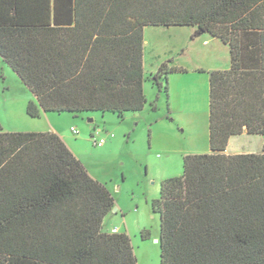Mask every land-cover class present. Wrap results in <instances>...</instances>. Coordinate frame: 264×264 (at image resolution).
Instances as JSON below:
<instances>
[{
  "label": "trees",
  "instance_id": "16d2710c",
  "mask_svg": "<svg viewBox=\"0 0 264 264\" xmlns=\"http://www.w3.org/2000/svg\"><path fill=\"white\" fill-rule=\"evenodd\" d=\"M64 1L72 27L42 25L49 0H0V56L35 97L32 119H123L143 110L145 81L168 100V76L186 70L168 61L145 77V27H192L191 39L228 46L229 68L208 74L211 153L184 156L152 204L159 264H264V142L259 154H224L231 137H264V0ZM114 208L59 135L0 125V264H137L127 233L104 230Z\"/></svg>",
  "mask_w": 264,
  "mask_h": 264
},
{
  "label": "rangeland",
  "instance_id": "374dc122",
  "mask_svg": "<svg viewBox=\"0 0 264 264\" xmlns=\"http://www.w3.org/2000/svg\"><path fill=\"white\" fill-rule=\"evenodd\" d=\"M177 29H182L184 34L193 31L192 27ZM181 36L174 42L167 37L156 39L147 36V64L159 62L158 57H155L156 53L163 56L162 51L158 52V44L164 47L163 52L168 56L167 51L173 52L171 47L182 39ZM200 36L201 39H190L182 55L171 57L180 62L186 61L191 67L228 69V46L218 40L212 42V37L208 34ZM2 65V129L31 133L54 132L61 136L88 174L104 184L115 200L117 213L105 218V226L127 233L137 264H159L160 246L156 241L160 234V219L153 212L152 204L159 198L163 181L182 175L184 156L210 152L208 76L204 75L207 79L206 87L192 73L177 84V91L172 84L168 93V106L164 94L158 92L152 81H145L143 90L147 103L143 110L136 114L128 113L123 119L111 113L99 112L76 115L46 113L39 119H32L26 114V105L34 99L33 95L8 66ZM145 77H149V73L146 72ZM152 103L155 104V109L152 108ZM179 104L184 113L182 115L177 113ZM189 110L202 113L189 116ZM71 128H75L77 134L71 133ZM100 139H104L105 143L96 146L95 140ZM234 143L235 140H231L229 152L235 146Z\"/></svg>",
  "mask_w": 264,
  "mask_h": 264
},
{
  "label": "crops",
  "instance_id": "0c3cea01",
  "mask_svg": "<svg viewBox=\"0 0 264 264\" xmlns=\"http://www.w3.org/2000/svg\"><path fill=\"white\" fill-rule=\"evenodd\" d=\"M48 4H49V9L51 10V15H50V17H47V18H45L42 21V25H49L50 27H59V28L67 27V26H70V27L74 26V21L72 19V13L70 12L68 14H65V11H66L65 6H66V4H65L64 0H55V1L49 0ZM45 8H47V7H45ZM53 8H54L55 14L54 13L52 14ZM177 28H184V27H145V28H143V39H142L143 72H144L145 75H146V72L149 73V75H154L158 71L159 67L163 63L171 61V64L169 65V67L181 68V69L186 70V72L185 73H173V74H170L168 76V93L170 91V86L172 84L174 85L175 91H177V89H176L177 84L183 82V80H184L183 78H185L186 75H189L191 73L194 76L199 77L198 82L203 84L206 87L207 79H206V77H204V75L205 76L207 75L208 79H209V75H208L209 72L215 71L214 69H216V67H213V68H203V67H200V66L191 67V66H188L186 64V61H183V62L181 61L180 62V60L177 61L173 57H171L172 55H180V54L182 55L183 54L184 47L186 48V45H188V42L191 41L190 40L191 36L195 32V29L192 28V30H193L192 32L188 31L187 34H184L182 29H177ZM182 33L184 35L181 36ZM147 36L148 37H153V38H156V39L157 38L167 37L168 39H170V41L172 40L173 42L177 39V37L180 38V36H181L182 39H180V41L176 42L173 45V47H171L173 49V52H172V50H168L167 51V55L168 56H165V52H163L164 51V47L161 44H160V46L158 44V49H159L158 52L162 51L163 56L160 57L156 53L155 57L156 58L158 57V61L159 62H157V63L155 62V63H152V64H150V63L147 64L146 58H145V49L149 45V42H148L149 40L147 39L148 38ZM197 39H201V36H198L195 40H197ZM215 41H217V39L212 38V42H215ZM150 52H152V50H150ZM2 64H5L6 66H8V64L0 56V65L3 66ZM189 67H191V68H189ZM8 68L11 70V68L9 66H8ZM2 72H4V68L1 67L0 68V77L1 78H3V76H2L3 73ZM143 88H144V85H143ZM208 91H209V85H208ZM168 96H169V94H168ZM34 99H35V97H34ZM168 101H169V97H168V100H167V106L169 104ZM178 106H179V109H177V113H179L181 115L184 114V113H182V110L180 109V104ZM187 108H189V107H187ZM201 113H202V111H194V112H192V111L189 110V112H187V114L189 116H196V115L201 114ZM44 114H46V113L42 112L41 116H43ZM4 131L5 132H12V133H31L29 131L13 130V129L12 130L7 129V130H4ZM61 139L63 140L62 137H61ZM231 140H235V143H234L235 146L232 148L231 152H229L228 148H229V144H230ZM263 142H264V138L262 136L248 135L246 132H244L241 135L234 136V137H231L229 139V142H228V145H227V148H226L224 154L227 155V156L241 155V154H259L262 151ZM237 149H240V150H237ZM209 153H211V151ZM115 210H116L115 212L112 211L110 214H116L117 213V209H115ZM103 227H104V230L108 231V232L111 231L112 229H115V227L114 228H107L104 223H103ZM116 229H117L118 232L121 233V231L118 228H116Z\"/></svg>",
  "mask_w": 264,
  "mask_h": 264
},
{
  "label": "built area",
  "instance_id": "2783aa9c",
  "mask_svg": "<svg viewBox=\"0 0 264 264\" xmlns=\"http://www.w3.org/2000/svg\"><path fill=\"white\" fill-rule=\"evenodd\" d=\"M71 133H73V134H77L76 129H75V128H71ZM94 143H95L96 146H102V145L105 143V140H104V139H100V140H98V141L95 140ZM111 232H112V233H117L118 231H117V229L115 228V229H113Z\"/></svg>",
  "mask_w": 264,
  "mask_h": 264
},
{
  "label": "water",
  "instance_id": "95a60500",
  "mask_svg": "<svg viewBox=\"0 0 264 264\" xmlns=\"http://www.w3.org/2000/svg\"><path fill=\"white\" fill-rule=\"evenodd\" d=\"M264 138V137H263ZM114 212L116 211L115 209L113 210ZM157 242V241H156Z\"/></svg>",
  "mask_w": 264,
  "mask_h": 264
}]
</instances>
